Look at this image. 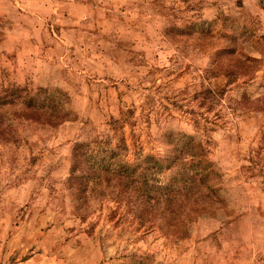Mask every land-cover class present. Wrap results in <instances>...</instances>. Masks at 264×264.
<instances>
[{
	"label": "rangeland",
	"instance_id": "obj_1",
	"mask_svg": "<svg viewBox=\"0 0 264 264\" xmlns=\"http://www.w3.org/2000/svg\"><path fill=\"white\" fill-rule=\"evenodd\" d=\"M0 264H264V0H0Z\"/></svg>",
	"mask_w": 264,
	"mask_h": 264
}]
</instances>
